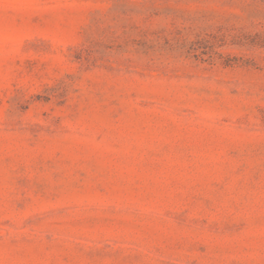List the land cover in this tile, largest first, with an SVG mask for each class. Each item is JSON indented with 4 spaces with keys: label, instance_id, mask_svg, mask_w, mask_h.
<instances>
[{
    "label": "rangeland",
    "instance_id": "374dc122",
    "mask_svg": "<svg viewBox=\"0 0 264 264\" xmlns=\"http://www.w3.org/2000/svg\"><path fill=\"white\" fill-rule=\"evenodd\" d=\"M0 264H264V0H0Z\"/></svg>",
    "mask_w": 264,
    "mask_h": 264
}]
</instances>
